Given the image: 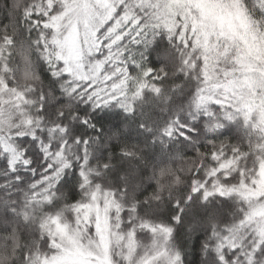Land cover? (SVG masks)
<instances>
[{"label":"snow or ice","instance_id":"6c2138e0","mask_svg":"<svg viewBox=\"0 0 264 264\" xmlns=\"http://www.w3.org/2000/svg\"><path fill=\"white\" fill-rule=\"evenodd\" d=\"M0 264H264V0H0Z\"/></svg>","mask_w":264,"mask_h":264}]
</instances>
